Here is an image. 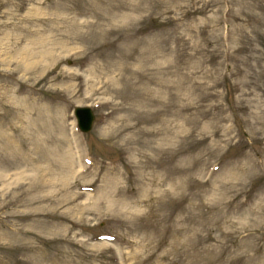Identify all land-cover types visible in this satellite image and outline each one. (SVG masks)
I'll return each instance as SVG.
<instances>
[{"label": "rangeland", "instance_id": "374dc122", "mask_svg": "<svg viewBox=\"0 0 264 264\" xmlns=\"http://www.w3.org/2000/svg\"><path fill=\"white\" fill-rule=\"evenodd\" d=\"M0 264H264V0H0Z\"/></svg>", "mask_w": 264, "mask_h": 264}, {"label": "water", "instance_id": "95a60500", "mask_svg": "<svg viewBox=\"0 0 264 264\" xmlns=\"http://www.w3.org/2000/svg\"><path fill=\"white\" fill-rule=\"evenodd\" d=\"M77 129L81 133H87L91 130L94 123V113L88 106H76L72 110Z\"/></svg>", "mask_w": 264, "mask_h": 264}]
</instances>
